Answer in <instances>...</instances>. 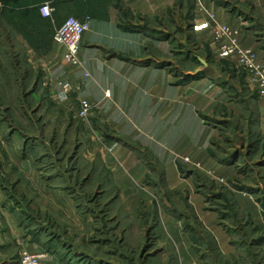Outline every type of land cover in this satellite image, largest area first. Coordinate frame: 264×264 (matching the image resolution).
Segmentation results:
<instances>
[{
  "label": "crops",
  "instance_id": "crops-1",
  "mask_svg": "<svg viewBox=\"0 0 264 264\" xmlns=\"http://www.w3.org/2000/svg\"><path fill=\"white\" fill-rule=\"evenodd\" d=\"M215 1L20 0L19 2L22 5L31 2L32 6L49 4L54 9V22L50 21L54 28L60 26L69 17L80 21H84L85 18L90 19L89 29L82 35L80 43L79 59L83 70L76 69L70 80H58L79 87L78 91L72 93V99H94L103 109L106 106H102L105 101L119 97L122 99L119 111H123V114L155 115V124L149 129L156 128L168 132L176 128L184 130L185 127L199 129L200 125L194 114L199 111L206 112L207 106L212 108L216 107L217 103L221 104L220 95L209 92V84L206 81L190 83L185 86V90L175 92L173 78L168 75L167 69L154 67L160 64L168 66L173 61V10L176 6L181 5L184 11L188 12L189 3L194 4L192 25L196 43L206 45L211 41L213 33L209 14H214L217 22L226 24L232 29L242 28H240V17L216 7ZM235 2L238 5L247 4L251 12L249 17L252 19L248 26L245 23L246 26L240 30L239 43L242 48L253 51L258 63L264 65V42L261 43L258 37L261 32L257 33L256 28L252 27L257 18H264V0H235ZM29 9L30 5H25L20 9L0 10V107L1 105L3 108L6 107L4 113L24 108L21 100L23 101L30 93L24 90L23 71L25 70L28 75L31 60L37 63L45 58L37 55L33 47L44 44L45 31L39 27L30 28L29 12H26ZM38 20L43 22L40 18ZM152 35L156 37L159 35V38ZM49 44L53 53L57 56L62 54V48L53 42V34H50ZM150 60L153 61L151 65L141 66L143 62ZM104 67H117L123 71V75L119 78L122 88L116 94L113 87L105 85L97 74V68ZM85 73L89 76L85 77ZM233 86L235 89L233 111L235 106L241 103L249 114L254 115L255 138L264 149V98L251 91L252 88L242 93L240 89L236 90L237 86ZM57 91V94L63 95L59 88ZM106 92L109 93L108 98L105 97ZM65 104V100L57 102V107L63 108ZM178 107L180 111L175 114ZM144 120L145 118L141 119L135 123V126L142 129ZM10 122H13L12 116L8 118V123ZM19 132L17 131V135ZM15 134L16 132L10 129V125L0 119V142L13 147ZM189 142L190 146L194 143L203 145L205 139L202 136L196 140L189 139ZM192 150L193 147L190 148V152H194ZM161 151L165 160L163 165L166 162L172 164L168 154ZM107 152L114 154L102 153L98 158L88 157L86 162L92 170L81 177L75 169L72 172L59 173L56 172L55 167L51 168V171L39 170L37 173L32 171L33 167L31 168L29 162L25 160L26 157H23L21 162H16L13 158L15 155L11 154L9 148L0 147V163H7L8 167L10 165V170L7 168L5 175L7 179L12 180L11 185L15 186L14 189L3 186L1 178L4 176L1 173L0 207L3 213L0 214L2 215L0 231L4 232V238L8 235V239L18 248L43 255V264H84L80 262L81 260H85V264H94L92 254L97 245L91 239L95 226L89 214L82 213L78 203L64 187H61L60 179H66L68 176L73 180L77 177L82 180H102L95 187L96 189L100 187L102 196L107 194L102 206L105 207L104 211H109L107 218L103 220L105 224L108 223V227L103 225L105 227L103 229L110 227L109 230L116 231L121 258L129 260V255L140 257L136 264H207L209 263L207 261H214L217 257L215 254L206 258L203 256L207 252L204 235L206 231L212 233L217 253L223 256L231 253L227 244L228 238L213 224V220L208 218L200 199L193 198L191 204L187 205L152 202L149 190L139 186V182L148 175L142 161L135 154L127 152L125 147L117 148L108 144ZM167 163L164 165L165 176L176 178L173 167ZM97 164L100 170L95 171L94 166ZM217 172L219 173L220 170ZM241 196L238 198L246 199ZM28 201H32V204ZM246 205L248 209L245 210H255L250 202ZM190 210L195 212V215L189 214ZM191 216L196 219L191 220ZM235 242L237 241L233 240V243ZM83 243L86 244L84 252L81 246ZM0 248L5 250L2 245ZM101 248L106 251L107 246L102 245ZM236 251L233 247V255L238 257L239 252ZM131 262L129 261L130 264Z\"/></svg>",
  "mask_w": 264,
  "mask_h": 264
},
{
  "label": "rangeland",
  "instance_id": "rangeland-1",
  "mask_svg": "<svg viewBox=\"0 0 264 264\" xmlns=\"http://www.w3.org/2000/svg\"><path fill=\"white\" fill-rule=\"evenodd\" d=\"M193 5L189 3L188 12L184 11L181 5L174 8L173 61L168 66L160 64L154 67L167 69L168 75L173 78L175 92L185 90V86L190 83L196 84L204 80L209 84V92L220 95L221 104L217 103L216 107L212 108L207 106L206 112L199 111L194 114L200 125L199 129L185 127L184 130L176 128L168 132L156 128L149 129L155 124L156 116L123 114V111H119L122 103L119 97L105 101L102 106L106 105V108L101 109L94 99H72L74 92L57 94L58 80H70L77 68H70L62 62L63 52L60 56L52 52L49 41L54 27L48 22L39 21L35 16L34 6H31L30 28L39 27L45 31L44 44L33 47L37 55L45 58L37 63L31 60L28 75L23 69L24 90L30 93L21 100L24 108L13 109L11 114L4 113L6 107L1 105L0 119L9 124L16 134L13 147L1 142L0 147L9 148L11 154L15 155L13 158L16 162H21V159L26 157L25 160L31 168L33 167L32 171L37 173L39 170L48 172L55 167L59 173L72 172L75 169L81 177L92 170L86 162L88 157L98 158L102 153L114 154L107 152L108 144L117 148L125 147L127 152L135 154L142 161L148 171L147 177L139 182V186L149 190L152 202L187 205L191 204L193 198H198L203 203V210L208 214V218H211L213 224L228 238L227 244L231 253L223 256L215 250L212 233H204L207 252L203 256L206 258L215 254L217 257L214 261H207V264H264V149L255 138L254 115L249 114L241 103L235 106L233 111V85L242 93L252 86H248L246 74L233 60H220L217 57L213 36L206 45L196 43L192 25ZM237 5L235 0L215 1L216 7L238 15L240 28H244L245 23L248 26V23L252 22L249 17L251 12L247 4ZM20 8L21 5L11 9ZM0 10H4L1 4ZM252 27L256 28L257 33L261 32L258 37L261 43L264 42V18H257ZM241 29L235 30L240 34ZM153 37L159 38V35ZM152 63L151 60L145 61L141 66ZM96 71L105 85L113 87L115 94L122 88L119 83V78L123 75L122 70L117 67H104L97 68ZM251 91L257 94L255 89L252 88ZM83 99L94 106V111L87 119H78L75 114L79 101ZM63 100L65 107H57V102ZM179 111L178 107L175 114ZM10 116L13 117V122L8 123ZM144 118L142 129L135 126V123ZM17 131H20L18 135ZM202 136L205 139L203 145L194 143L190 146L189 139L196 140ZM191 147L194 152H190ZM161 150L172 159V164L166 163L173 167L176 177L174 179L165 176L166 163L163 165L165 160ZM7 168L10 170V165L8 167L7 163H0V175L2 173L4 176L1 178L2 185L14 189L12 180L7 179L5 175ZM94 170H100L99 164L94 166ZM79 179L77 177L73 180L67 176L66 179H60V185L78 203L82 213L89 214L92 218L95 229L91 240L97 245L92 254V262L126 264L132 261V264H136L140 257L129 255V260L120 257L121 248L116 240V231L109 230L110 227L104 230L103 225L107 228L108 223L105 224L103 220L107 218L109 211H104L102 203L106 201L107 194L102 196L100 187H95L102 180ZM238 196L246 199H239ZM28 202L32 204V201ZM247 202H250L255 210H245L248 209ZM1 212L3 213L2 207L0 214ZM188 213L195 215L191 210ZM192 216L190 219L195 220L196 217ZM3 233L0 231V246H4L5 250L0 248V264H19L22 249L35 253L13 245L8 235L4 238ZM233 240L237 242L233 243ZM85 245H81L83 252ZM102 245L107 246L106 251L102 250ZM233 247L239 252V258L233 255ZM80 262L85 264V260Z\"/></svg>",
  "mask_w": 264,
  "mask_h": 264
},
{
  "label": "built area",
  "instance_id": "built-area-1",
  "mask_svg": "<svg viewBox=\"0 0 264 264\" xmlns=\"http://www.w3.org/2000/svg\"><path fill=\"white\" fill-rule=\"evenodd\" d=\"M38 12L43 19L54 22V9L49 4L40 5ZM208 16L212 23V36L217 48V57L220 60H233L246 74L249 85L256 90L259 97L264 98V65L258 63L257 56L253 51L241 47L238 30L217 22L214 14ZM89 24V18L80 21L69 17L60 26L54 28L53 42L62 48V62L70 68L83 70L82 62L79 59L80 43L82 35L89 29ZM88 76L85 73V77ZM57 86L63 94L79 90L70 82L58 81ZM105 97H109L108 92L105 93ZM93 111L94 106L83 99L79 101L75 117L87 119ZM43 259L44 256L41 254L22 250L19 264H43Z\"/></svg>",
  "mask_w": 264,
  "mask_h": 264
},
{
  "label": "trees",
  "instance_id": "trees-1",
  "mask_svg": "<svg viewBox=\"0 0 264 264\" xmlns=\"http://www.w3.org/2000/svg\"><path fill=\"white\" fill-rule=\"evenodd\" d=\"M19 1H20V0H0V4L3 5L4 11L7 10V9L14 8L15 6H19V5H21V7H22V6H25V5H30V8H31V6L33 5V4H28V3H26V4L24 3V4L22 5V3L19 2ZM32 7H33V6H32ZM33 8H34L35 16H36L37 18H40V19H42L44 22H48V23L51 25L49 19H43V18L40 16V14H39V12H38V10H39V6H34ZM29 10H30V9H29ZM29 10L26 11V12L28 13ZM26 12H25V13H26ZM30 15H31V14H30V12H29V16H30ZM53 35H54V30H53Z\"/></svg>",
  "mask_w": 264,
  "mask_h": 264
}]
</instances>
